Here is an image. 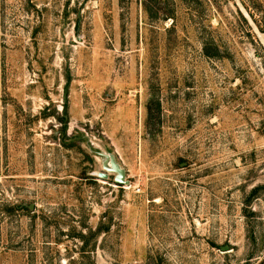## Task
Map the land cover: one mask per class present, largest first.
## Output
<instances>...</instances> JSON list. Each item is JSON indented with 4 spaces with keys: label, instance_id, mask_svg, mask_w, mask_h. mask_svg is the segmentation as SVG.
Segmentation results:
<instances>
[{
    "label": "rangeland",
    "instance_id": "374dc122",
    "mask_svg": "<svg viewBox=\"0 0 264 264\" xmlns=\"http://www.w3.org/2000/svg\"><path fill=\"white\" fill-rule=\"evenodd\" d=\"M0 264H264V0H0Z\"/></svg>",
    "mask_w": 264,
    "mask_h": 264
},
{
    "label": "water",
    "instance_id": "95a60500",
    "mask_svg": "<svg viewBox=\"0 0 264 264\" xmlns=\"http://www.w3.org/2000/svg\"><path fill=\"white\" fill-rule=\"evenodd\" d=\"M114 166H115L114 169L119 172V177H118L117 181L121 182V179L123 177V171L121 169H119L116 165H114Z\"/></svg>",
    "mask_w": 264,
    "mask_h": 264
}]
</instances>
